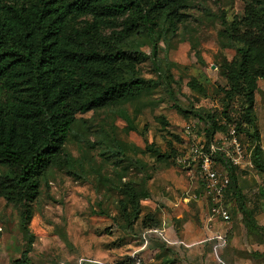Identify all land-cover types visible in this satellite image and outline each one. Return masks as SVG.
<instances>
[{
  "label": "rangeland",
  "instance_id": "obj_1",
  "mask_svg": "<svg viewBox=\"0 0 264 264\" xmlns=\"http://www.w3.org/2000/svg\"><path fill=\"white\" fill-rule=\"evenodd\" d=\"M247 1L185 0L173 25L158 24L155 63L145 33L126 41L146 53L137 69L159 86L133 104L77 113L61 160L40 176L35 198L24 203L15 192L10 199L0 196V264H11L29 241L31 264H264V234L247 231L230 197V222L207 224L197 171L177 161L193 139L204 138L205 114L222 110L226 79L218 66L237 55L248 34L241 23ZM223 22L239 24L229 32ZM191 80L204 92L192 90ZM257 84L254 114L264 154V80ZM228 112L238 115L240 98ZM238 137L245 147L250 144L243 133ZM4 172L0 167V175ZM237 175L245 206L264 228V172L238 170ZM125 183L139 196L136 217L130 205L126 214L120 206ZM184 225L191 233L203 230L197 239L205 249L190 254L177 244ZM216 232L226 236L217 255L207 240Z\"/></svg>",
  "mask_w": 264,
  "mask_h": 264
},
{
  "label": "trees",
  "instance_id": "obj_2",
  "mask_svg": "<svg viewBox=\"0 0 264 264\" xmlns=\"http://www.w3.org/2000/svg\"><path fill=\"white\" fill-rule=\"evenodd\" d=\"M184 1L0 0V167L6 168L0 175V196L10 199L15 192L24 203L35 198L40 176L61 160L60 151L77 113L133 104L159 86L137 69L146 53L125 43L133 35L145 33L155 63L158 24L173 25ZM241 23L248 34L236 48L237 55L218 66L226 79L220 89L222 110L218 115L205 114L207 126L202 133L209 140L215 132L234 124L237 133H243L250 143L246 148L251 152L253 169L264 172L254 114L257 81L264 80V1H247ZM236 24L231 22L226 29L234 32ZM189 87L204 92L195 80ZM235 97L240 98V112L233 117L228 109ZM122 116L130 121L127 115ZM227 170L230 181L225 205L229 214L230 197L247 231L264 234L253 208L245 206L238 169L228 166ZM119 190L125 197L120 202L122 211L126 214L130 205L136 217L140 205L135 189L125 183ZM156 224L153 221L152 225ZM29 242L11 264H31ZM260 256L264 258V254Z\"/></svg>",
  "mask_w": 264,
  "mask_h": 264
},
{
  "label": "built area",
  "instance_id": "obj_3",
  "mask_svg": "<svg viewBox=\"0 0 264 264\" xmlns=\"http://www.w3.org/2000/svg\"><path fill=\"white\" fill-rule=\"evenodd\" d=\"M193 140L187 155L177 158V161L197 171L201 194L208 204L206 223L218 220L228 224L231 218L225 205V192L230 181L227 167L251 171V152L241 143L236 129L230 125L224 133L214 134L209 140ZM208 241H213V251L217 255V251L225 245L226 236L216 232Z\"/></svg>",
  "mask_w": 264,
  "mask_h": 264
},
{
  "label": "crops",
  "instance_id": "obj_4",
  "mask_svg": "<svg viewBox=\"0 0 264 264\" xmlns=\"http://www.w3.org/2000/svg\"><path fill=\"white\" fill-rule=\"evenodd\" d=\"M205 201V200H204ZM206 203V202H205ZM216 221L217 222H219L218 220H212L211 222H209V223H216ZM205 222H206V219H205ZM213 223V224H214ZM221 223V222H220ZM209 230L207 229V232H208ZM210 232V231H209ZM202 234H203V230H200V233H197V232H195V233H191L190 231H188L187 230V228L185 227V225H184V229H183V232H182V234H181V238L180 239H177L176 241H177V244H182V245H184L188 250L187 251H189V253L191 254V253H194L195 254V251H198V252H200V251H202L203 250V248L205 249L206 247H205V245L202 243L203 242V240H199V239H197V238H199L198 236L199 235H201L202 236ZM205 234H206V232H205ZM212 233H210L209 235H208V237H207V240L214 234H212ZM204 242H206V241H204Z\"/></svg>",
  "mask_w": 264,
  "mask_h": 264
},
{
  "label": "water",
  "instance_id": "obj_5",
  "mask_svg": "<svg viewBox=\"0 0 264 264\" xmlns=\"http://www.w3.org/2000/svg\"><path fill=\"white\" fill-rule=\"evenodd\" d=\"M212 67H214V66H212Z\"/></svg>",
  "mask_w": 264,
  "mask_h": 264
}]
</instances>
